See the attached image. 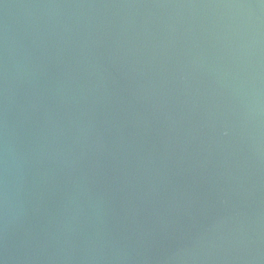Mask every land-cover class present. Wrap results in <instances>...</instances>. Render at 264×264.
<instances>
[{
	"label": "water",
	"instance_id": "obj_1",
	"mask_svg": "<svg viewBox=\"0 0 264 264\" xmlns=\"http://www.w3.org/2000/svg\"><path fill=\"white\" fill-rule=\"evenodd\" d=\"M0 264H264V0H0Z\"/></svg>",
	"mask_w": 264,
	"mask_h": 264
}]
</instances>
